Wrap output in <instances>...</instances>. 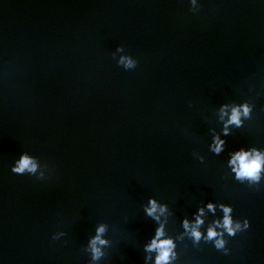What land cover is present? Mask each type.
<instances>
[{"label":"water","instance_id":"1","mask_svg":"<svg viewBox=\"0 0 264 264\" xmlns=\"http://www.w3.org/2000/svg\"><path fill=\"white\" fill-rule=\"evenodd\" d=\"M241 150L264 153V84L172 0H0V264H156L161 227L167 264H264Z\"/></svg>","mask_w":264,"mask_h":264},{"label":"clouds","instance_id":"2","mask_svg":"<svg viewBox=\"0 0 264 264\" xmlns=\"http://www.w3.org/2000/svg\"><path fill=\"white\" fill-rule=\"evenodd\" d=\"M126 61V63H125ZM120 63H125V67H130L134 66V62L131 59L122 57L120 60ZM241 106L234 107L232 110V114L229 120V123H240V116H241V111H240ZM243 107V112L244 114H248L249 112V107L245 104L242 106ZM223 144V141H220L216 145V151H220V148ZM255 151V154H252L251 151H245L241 150L235 154V156L232 158L231 163L236 165L235 171L237 172L238 178H249L252 180H258L261 170L264 169V153H261L259 151ZM37 165L34 163V158L30 156L27 152H24L21 154L19 160L16 162L15 166L12 167V171L17 174H24L25 171L27 170L29 173H34ZM150 207L147 209L148 215L152 216L156 213L157 210V203L153 199L150 201ZM209 208H214V205L209 203L208 205ZM161 211L164 209L161 208ZM203 212V209L200 210ZM225 217L223 221V225L225 228H227L229 234L234 233V229L232 227V219L229 213L231 212L230 207H225ZM158 219V217H157ZM203 223V219L201 216H198L197 221H196V227L192 228V235L199 240L201 237V232L198 230V225ZM185 227H189V222L187 220L184 221ZM237 227L239 225L237 224ZM98 234L91 240V248L93 251V259H97L100 257L101 250L97 246L98 244H104L106 241L101 238V235L104 231L105 228L103 225L100 226V228L97 230ZM163 228L161 227L160 229L157 230L156 232V238L152 240V243L147 246L148 251L156 250L158 252V255L156 257V264H167V262L170 259V253L172 251V248L174 247L173 241L171 238L168 239H159V237L163 236ZM217 236V232L215 228H210L208 231V238H214ZM224 241L219 240L217 241V247H222Z\"/></svg>","mask_w":264,"mask_h":264}]
</instances>
